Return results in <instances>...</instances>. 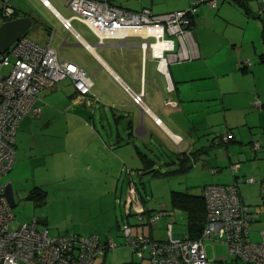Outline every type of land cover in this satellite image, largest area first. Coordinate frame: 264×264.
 Segmentation results:
<instances>
[{"label": "crops", "instance_id": "0c3cea01", "mask_svg": "<svg viewBox=\"0 0 264 264\" xmlns=\"http://www.w3.org/2000/svg\"><path fill=\"white\" fill-rule=\"evenodd\" d=\"M190 1L122 3L134 11L147 8L160 14L186 9ZM66 2L11 0L15 18L32 20L26 35L30 40L39 45L50 41L64 58L91 74V94L79 97L68 80L40 92V113L20 122L14 165L2 183L12 185L16 206L25 199L24 209L30 203L31 220L45 221L39 228L83 237L95 234L120 244L94 264H150L122 244L118 227L123 220L118 223L115 210L103 213L123 197L121 216L133 226L132 233L162 241L170 214L153 226L146 219L138 221L141 210L144 218L167 210L146 205L138 192L131 193L137 181L179 176L187 183L189 178L204 181L203 189L211 183H232V164L239 165L238 184L256 181L250 173L264 161V124L259 122L264 118V9L258 0H220L216 10L200 6L193 17L194 58L169 65L164 74L138 37L100 44L85 24L72 19ZM63 19H71L79 39L63 29ZM241 61L250 65L244 68ZM140 91L142 106L132 101V94ZM256 99L262 103L257 115L251 112ZM167 100L174 105H166ZM227 128L234 139L220 147L214 138ZM245 158L253 161L252 168L241 164ZM36 190L44 191L43 202L31 198ZM173 236L182 239L186 233L179 230Z\"/></svg>", "mask_w": 264, "mask_h": 264}, {"label": "built area", "instance_id": "2783aa9c", "mask_svg": "<svg viewBox=\"0 0 264 264\" xmlns=\"http://www.w3.org/2000/svg\"><path fill=\"white\" fill-rule=\"evenodd\" d=\"M219 1L191 0L186 9L160 14L147 8L129 10L108 0H67L66 6L73 14L72 19L84 23L100 44L108 40L123 42L128 37H138L143 50L149 49L158 62V68L167 74L169 65L194 58L191 45L193 17L199 7L207 5L216 10ZM14 18L11 0H0V25ZM61 24L63 29L79 39L73 31L71 19H63ZM241 65L248 67L250 63L241 61ZM65 80L73 85L79 97L91 94V74L64 58L59 50L51 47L50 41L39 45L23 35L7 50L0 52V264H94L99 255L118 247L110 237L101 239L95 234L86 237L72 233L51 236L48 229L38 227L35 219L23 223L16 230L10 229L14 215L5 196L2 178L14 164L17 129L27 115H39L38 94ZM132 101L142 106L143 91L132 94ZM165 104L174 105L171 100ZM253 105L260 109L262 103L257 99ZM230 138L231 133L225 131L222 139H216L215 143L227 142ZM258 147L257 143L253 146L255 149ZM238 168L237 164L230 165L234 177L238 176ZM215 172L212 170V173ZM236 177L230 184H207L203 187L207 221L198 239L175 238L171 222L165 225L166 239L163 241L133 237L131 227L123 223L120 230L124 245L138 259L146 256L150 264H218L226 256L208 259L205 242L211 241L223 244L228 255L235 260L264 264V232L261 233V242L249 240L248 227L253 213L239 195ZM129 190L134 194L137 192L134 186ZM129 213L126 212V215ZM144 213V210L137 212V219H146L150 226L167 215L165 211H157L144 218Z\"/></svg>", "mask_w": 264, "mask_h": 264}, {"label": "rangeland", "instance_id": "374dc122", "mask_svg": "<svg viewBox=\"0 0 264 264\" xmlns=\"http://www.w3.org/2000/svg\"><path fill=\"white\" fill-rule=\"evenodd\" d=\"M29 1L31 4H35L36 0H29ZM123 1L124 0H116L117 3L115 5H119L123 8L130 9L131 7H129L126 4H123L122 3ZM110 3L112 4V2ZM66 11H70V10L66 8ZM52 28L54 27L52 26ZM26 35H29V33L27 32ZM251 109H252L251 112L256 113L255 115H257L258 112L261 111V109L253 107V105ZM253 120L254 118L251 117L250 122H252ZM259 122H262L261 124H264V118L260 119ZM241 162H244V163H241L242 165L246 164V166H249L251 168H252V165L254 164V163L253 164L251 163L253 161H251L250 159L248 160L246 158L244 160H241ZM253 168L255 170L252 171L250 175L255 176L256 181L252 183H247L246 180H244L243 183L242 182L241 184L239 183L238 191H239V195L244 200V202L251 207L252 213H253V220L251 221L248 227L249 240L251 242L258 243L263 240L261 232L264 231V191H263L264 182L260 183L262 180H264V177H263L264 176V161L261 162L260 164H257V165L255 164ZM203 182L204 181L199 182L197 180H193L192 178H189L188 183H187V181H184L182 178L180 179L179 176H176L173 178H163L161 176H150L149 178L147 177L146 180L143 181L142 183L137 181L136 189H137L139 196L143 199L146 205H156L157 207H162L167 210V215L170 214L166 217L167 221L169 220V222L173 223L172 224L173 233H175L176 231H179V230L185 231L186 215L185 213L177 211L172 207V201H171L172 192L176 191V192H184L188 194H202V185L204 184ZM26 201L27 200L25 199L20 203V205L16 206L17 200H15V207L12 208L14 220L12 224L10 225L11 230H16L20 225H22L26 221L28 222L31 220V218L29 217L32 215V208L30 206V203L28 202L26 203L27 207L25 209L22 207V204L25 203ZM114 201L115 200H113L111 204L112 207L108 208L107 212H104L103 215H105L106 213H110V212L112 214L115 210L114 214L118 217V223H120L122 220L123 221L125 220L124 215L121 216V209H122V205L124 202V198L123 197L119 198V203L117 204L115 203L116 201L115 202ZM56 217L57 216H53V219L58 220ZM102 220H106V219L104 218ZM49 234L51 236L58 235V233L53 232V231H49ZM161 239L165 240L166 234H164ZM122 243H123V240H122ZM205 249H206V254H207L208 259H217L219 257L226 256V259L218 264H247L239 259L235 260L234 257L228 255L227 248L219 243L207 241L205 243ZM142 264H147V263L144 261Z\"/></svg>", "mask_w": 264, "mask_h": 264}, {"label": "trees", "instance_id": "16d2710c", "mask_svg": "<svg viewBox=\"0 0 264 264\" xmlns=\"http://www.w3.org/2000/svg\"><path fill=\"white\" fill-rule=\"evenodd\" d=\"M259 16L260 15H257L256 17L259 18ZM262 38H264V36ZM262 57L264 58V55H262ZM244 68H246V67H244ZM27 116H31V115H27ZM225 131H228L231 133V138L227 142L218 143L217 145L220 147L227 146L234 139V133L232 132V130L230 128L225 129ZM224 132L216 134L214 141L216 139H222V134ZM253 146H254V144H253ZM223 185H226V184H223ZM44 194H45L44 191H40V190L37 191L36 190V192H34L32 194L31 198L34 200H38V202H43V199L45 197ZM140 199L144 203V201L141 197H140ZM171 199H172L171 200L172 201V207L177 211L185 213V215H186V229H185L186 237L191 239V240L198 239L201 236L203 228H204L206 221H207V219H206V206H205V201H204L203 195L202 194L195 195V194H188V193H184V192H176L175 191V192H172ZM123 223H127L131 227V235L133 237L143 236V235H134L132 233V227L133 226L129 223V221L126 222L124 220L120 223V225L118 227L120 235L123 239H124V236L120 230V227ZM144 237H146V236H144ZM116 244L118 247L120 246V244H118V243H116ZM122 244L124 245V241Z\"/></svg>", "mask_w": 264, "mask_h": 264}, {"label": "water", "instance_id": "95a60500", "mask_svg": "<svg viewBox=\"0 0 264 264\" xmlns=\"http://www.w3.org/2000/svg\"><path fill=\"white\" fill-rule=\"evenodd\" d=\"M258 6L264 9V0H258ZM32 25L30 17L15 18L0 25V51L11 47L21 36L26 35ZM5 196L11 208L15 207L14 191L10 183L5 184ZM45 226V221H36Z\"/></svg>", "mask_w": 264, "mask_h": 264}, {"label": "bare ground", "instance_id": "6f19581e", "mask_svg": "<svg viewBox=\"0 0 264 264\" xmlns=\"http://www.w3.org/2000/svg\"><path fill=\"white\" fill-rule=\"evenodd\" d=\"M3 24V23H2ZM1 52V51H0ZM141 92V91H140ZM143 96H144V93H143Z\"/></svg>", "mask_w": 264, "mask_h": 264}]
</instances>
